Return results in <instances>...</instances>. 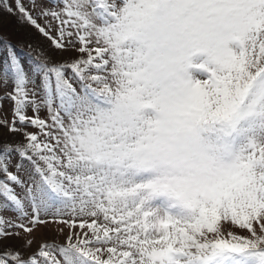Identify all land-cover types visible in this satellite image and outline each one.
<instances>
[{"label":"snow or ice","instance_id":"obj_1","mask_svg":"<svg viewBox=\"0 0 264 264\" xmlns=\"http://www.w3.org/2000/svg\"><path fill=\"white\" fill-rule=\"evenodd\" d=\"M29 2L77 55L7 45L0 264H264V0Z\"/></svg>","mask_w":264,"mask_h":264},{"label":"rangeland","instance_id":"obj_2","mask_svg":"<svg viewBox=\"0 0 264 264\" xmlns=\"http://www.w3.org/2000/svg\"><path fill=\"white\" fill-rule=\"evenodd\" d=\"M23 3L25 4L26 7L29 8V10L31 9V5L29 0H23ZM40 22L43 24L44 20L43 18L40 19ZM15 26L17 27L18 25L20 26V24L17 23V18L16 16L13 15H9L6 12H4L2 10V8H0V59L1 60H6L7 58V45L9 43H7V41L9 42L11 41H17L18 43L23 42V39L21 37H17V36H13L12 34L8 33L4 28H7L8 26H12L13 28ZM22 26V25H21ZM26 26V25H23ZM28 26V25H27ZM26 26V27H27ZM27 28H29L34 35L37 36V31L32 28L31 26H28ZM4 36V39H3ZM40 36V35H38ZM39 39V40H38ZM38 39H34V41H31V39H29L30 42H25L28 45L31 44L33 46L34 50H39L41 48L44 49V47L46 48L45 50L52 56L53 60L55 61H66V60H70L72 57H75L77 55V53L73 50H68V51H61V50H55L53 48H51L50 43L43 37H38ZM28 45L27 48H28ZM41 46V47H40ZM8 91H11V85H9ZM5 91V89L0 86V94H3V92ZM13 102L10 100H5L3 101V108L2 110H0V118L7 116V118L9 120L12 119V110H13ZM27 115L31 116L33 115L32 109L29 107L27 109ZM46 111L42 110L40 112V116L41 118H46ZM28 131H37V129L33 128V127H28L27 129ZM0 135L4 140H7L8 138H13V136H11L10 134H8L7 129H0ZM12 141H22L23 138L20 136H15L13 139H11ZM16 163V160H13V165ZM27 162H25L26 164ZM12 171H15V168L13 167L11 169ZM19 190V189H18ZM4 215L6 216H13L14 213L11 212H7L4 213ZM67 232V229L65 230V233ZM35 240L36 243L33 244L32 248L28 250V253L31 254L32 251H35V249L38 247L39 243L41 241H52V240H56L57 242H63L64 240V236L63 235H58L55 231V225H50L48 227H42V228H38L35 232ZM9 243H13L15 245L18 246L19 242L18 241H10Z\"/></svg>","mask_w":264,"mask_h":264},{"label":"trees","instance_id":"obj_3","mask_svg":"<svg viewBox=\"0 0 264 264\" xmlns=\"http://www.w3.org/2000/svg\"><path fill=\"white\" fill-rule=\"evenodd\" d=\"M26 26H21V25L19 26L18 25L16 27L14 24L15 28L7 25V28H4V29L8 33L12 34L13 36L21 37L23 39L22 44L18 43L17 41L15 42V41H11V40L9 42L7 41V43H11L14 46V49H15L18 57L21 58L22 62L25 64L26 67H30L32 61H31V57L28 54V48L26 45H28L27 43L30 42L29 39H31V41H34L35 38L36 39H38V37L41 38L42 35H40L38 32H37V36L34 35V33L29 28H27L28 26L27 27ZM38 35H40V36H38ZM3 39H4V36H3ZM25 42H27V43H25ZM44 49H46V48L44 47ZM3 63H4V60L0 59V65H2ZM13 138H8L7 140H11ZM0 140H4L1 137V135H0Z\"/></svg>","mask_w":264,"mask_h":264}]
</instances>
